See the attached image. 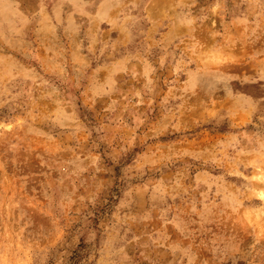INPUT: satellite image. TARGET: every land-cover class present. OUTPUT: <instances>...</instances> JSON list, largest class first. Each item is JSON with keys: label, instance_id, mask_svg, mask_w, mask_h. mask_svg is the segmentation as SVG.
<instances>
[{"label": "rangeland", "instance_id": "obj_1", "mask_svg": "<svg viewBox=\"0 0 264 264\" xmlns=\"http://www.w3.org/2000/svg\"><path fill=\"white\" fill-rule=\"evenodd\" d=\"M0 264H264V0H0Z\"/></svg>", "mask_w": 264, "mask_h": 264}]
</instances>
